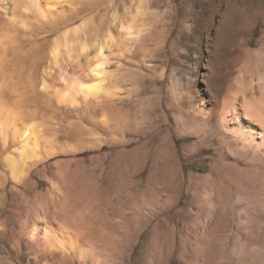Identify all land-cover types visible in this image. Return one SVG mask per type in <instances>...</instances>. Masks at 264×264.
Masks as SVG:
<instances>
[{"label": "clouds", "instance_id": "9594fccd", "mask_svg": "<svg viewBox=\"0 0 264 264\" xmlns=\"http://www.w3.org/2000/svg\"><path fill=\"white\" fill-rule=\"evenodd\" d=\"M0 264H264V0H0Z\"/></svg>", "mask_w": 264, "mask_h": 264}]
</instances>
